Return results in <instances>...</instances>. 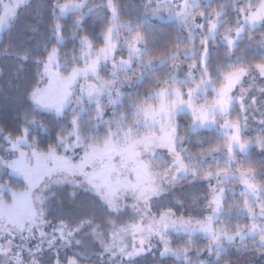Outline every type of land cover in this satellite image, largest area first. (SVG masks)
I'll return each mask as SVG.
<instances>
[{"label":"rangeland","instance_id":"1","mask_svg":"<svg viewBox=\"0 0 264 264\" xmlns=\"http://www.w3.org/2000/svg\"><path fill=\"white\" fill-rule=\"evenodd\" d=\"M30 1L0 0V39ZM90 3H65L59 12L91 10ZM210 4L130 0L126 17L120 18L108 1L112 25L104 48L95 51L83 42L78 67L60 64L56 51L40 64L39 85L29 96L37 119L29 120V128L16 137L0 131V264H136L149 255L176 259L186 251L171 248L174 234L206 238L208 254L247 239L264 249V185L256 184L257 176L250 172L233 170L232 157L254 145L264 151V67L234 64L237 68L221 74L219 81L206 70L210 50L221 46L228 48L227 65L243 58L236 50L245 37L253 51L264 53V0H249L233 26L223 11L208 10ZM131 16L175 21L195 42L182 58L194 56V61H175L169 85L136 108L129 127L113 124L100 142L85 144L73 124L58 140L61 152L39 151L29 133L43 123L42 115H82L95 107V116L103 121L104 107L118 103L143 78L134 64L143 52L142 39ZM183 115L191 118V130H214L226 139L220 152L227 156L226 169L203 175L209 199L202 215L194 218L158 207L180 182L193 181L202 169L191 168L176 151V120ZM233 182L246 196L243 214L251 225L227 232L214 223L223 213L226 191L221 185ZM82 192L92 193L112 216L105 215L102 223L58 219L55 207L70 206Z\"/></svg>","mask_w":264,"mask_h":264},{"label":"trees","instance_id":"2","mask_svg":"<svg viewBox=\"0 0 264 264\" xmlns=\"http://www.w3.org/2000/svg\"><path fill=\"white\" fill-rule=\"evenodd\" d=\"M79 0H31L17 13L10 29L2 33L0 39V131L12 137L19 136L28 121L37 119L36 112L30 103L29 96L39 85L40 64L53 51L57 52L58 61L67 68L82 65L80 57L84 51L83 42H87L92 50L105 47V35L112 25L111 14L107 2L116 8L119 17L125 18V10L130 0H100L93 2L91 10L83 8L62 16L59 7L62 4ZM249 0H211L209 9L223 11L226 22L233 26L241 9ZM87 9V10H86ZM131 19L134 16L130 17ZM137 25L134 29L141 35L143 52L134 64L143 78L112 106L104 107L101 121L95 116L92 107L84 114L69 112L62 118L51 114L41 116L43 123L30 128L29 140L39 151L54 148L61 152L58 140L77 128L79 139L83 143H97L106 137L112 125L129 127L136 119V108L150 102V95L165 89L171 80V69L175 61L180 59L190 65L195 57L182 58V54L190 52L195 46L186 30L175 21H141L134 18ZM255 32V30L253 31ZM245 37L239 44L236 54L243 58L228 65L227 46L217 51L210 50V59L206 70L211 78L220 80L221 74H227L237 67H264V53H256L246 44ZM240 56V55H239ZM103 106H101L102 108ZM76 130V129H75ZM109 130V131H108ZM178 144L176 151L191 167L202 169L191 182L182 181L176 192L166 195L158 202L161 210L172 211L177 216L199 217L209 199L210 187L203 175L207 171L226 169L221 154L226 139L214 130H191V118L179 116L176 120ZM233 170L240 169L257 176L254 181L264 185V151L257 145L246 153L235 151ZM226 196L223 200V213L215 221V227L235 232L251 225V219L243 214L246 196L240 193L236 182L222 184ZM209 190V191H208ZM94 194V193H93ZM95 195V194H94ZM77 206V210H75ZM58 210L57 218L71 223L94 221L102 223L105 215L112 216L92 193H79L70 206ZM171 248L174 251L184 250L176 259L161 258L149 255L136 264H264V249L256 241L247 239L231 243L222 252L208 254L209 242L206 238L186 234H174L171 237Z\"/></svg>","mask_w":264,"mask_h":264}]
</instances>
